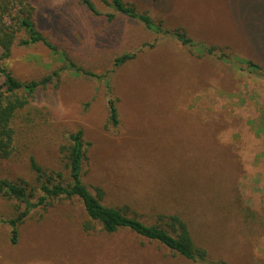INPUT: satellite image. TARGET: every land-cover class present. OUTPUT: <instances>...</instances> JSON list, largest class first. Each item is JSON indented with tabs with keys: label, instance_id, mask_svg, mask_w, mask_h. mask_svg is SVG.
Listing matches in <instances>:
<instances>
[{
	"label": "rangeland",
	"instance_id": "374dc122",
	"mask_svg": "<svg viewBox=\"0 0 264 264\" xmlns=\"http://www.w3.org/2000/svg\"><path fill=\"white\" fill-rule=\"evenodd\" d=\"M92 1L103 14L113 12ZM124 1L163 19L167 30L184 29L195 46L135 19L108 22L78 0H36L42 34L102 77L62 68L61 55L41 43L14 44L0 64L17 79L63 70L15 113L0 177L23 178L39 196L33 158L68 182L62 149L81 129L89 143L81 180L90 191L100 187L102 203L127 205L146 224L161 214L180 216L207 256L187 259L127 228L106 233L94 222L86 231L75 197L32 209L12 244L5 220L17 202L0 195V264L264 262V0ZM109 97L116 98V126L108 120Z\"/></svg>",
	"mask_w": 264,
	"mask_h": 264
},
{
	"label": "trees",
	"instance_id": "16d2710c",
	"mask_svg": "<svg viewBox=\"0 0 264 264\" xmlns=\"http://www.w3.org/2000/svg\"><path fill=\"white\" fill-rule=\"evenodd\" d=\"M78 1L91 14L95 16L103 14L97 9L92 0ZM100 1L113 10V12L103 14L108 22H112L116 16L135 19L144 28L155 34H171L182 45L195 46V42L186 34L184 29H165L163 19L150 15L147 10L140 11L134 4L124 0ZM35 2L36 0H0V59L9 56L11 47L14 44L28 46L41 43L53 54L61 55L66 62L62 68L71 69L75 73L100 77L101 75H96L78 67L65 52L60 51L58 46L42 34L36 22ZM213 51L214 47L204 48V52L207 54L213 55ZM134 56V53L124 54L118 57L117 60L124 62ZM62 70L61 68L55 69L39 79L20 80L6 66L0 64V76L2 77L0 81V159L7 158L11 152L14 134L12 120L17 110L27 105L40 88L45 87L51 80L58 78ZM107 107L108 120L116 126L119 123L116 98L109 97ZM68 139L69 143L63 146L62 149L67 160L68 182H62L60 172L47 173L33 158L30 160V166L36 175L35 179L42 193L39 196H35L32 187L23 178L12 180L7 177H0V195L8 199H14L17 202L14 207V216L5 220L10 226V243L14 244L16 242L18 226L32 209L44 206L49 198L75 197L81 202L88 217L86 222L83 223V229L86 231L93 228L94 222L98 223L106 233H113L120 228H127L139 236L163 244L171 251L187 259L193 261L205 260L206 250L193 242L188 226L180 216L161 214L158 217L159 222L146 224L137 217L129 215L127 205L109 206L102 203V189L95 187L94 194L81 180L82 163L86 157L85 148L89 143L83 139L81 129L68 134ZM33 198H35L34 201L31 200ZM22 204H24L23 208H21ZM258 264H264V262Z\"/></svg>",
	"mask_w": 264,
	"mask_h": 264
}]
</instances>
